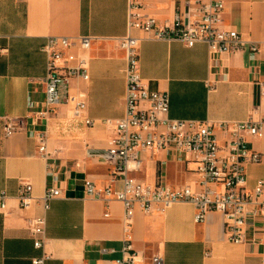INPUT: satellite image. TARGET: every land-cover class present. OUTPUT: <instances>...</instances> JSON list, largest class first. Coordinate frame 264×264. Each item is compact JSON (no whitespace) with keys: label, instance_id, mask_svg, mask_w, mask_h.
Returning a JSON list of instances; mask_svg holds the SVG:
<instances>
[{"label":"crops","instance_id":"obj_1","mask_svg":"<svg viewBox=\"0 0 264 264\" xmlns=\"http://www.w3.org/2000/svg\"><path fill=\"white\" fill-rule=\"evenodd\" d=\"M127 0H0V191L8 197L0 212V264H31L46 253L44 264H110L120 255L123 209L110 201L104 217L102 201L83 193L82 180L98 186H119L109 177L110 166L96 153L105 149L112 135L105 119L124 113L125 65L116 39L126 33ZM182 0H146L142 12L159 21L169 20ZM223 27L255 42L259 51L247 48L222 55L210 68L207 46L181 41L139 37V72L150 89L166 91L168 115L176 119L237 121L264 113V95L257 79H264V0H225ZM92 38L88 51L72 50L86 57L87 78H72L59 87L83 99L85 107L73 117L71 105L60 103L45 121L32 122L27 98L42 99L47 36ZM20 120L21 128L5 136L4 119ZM84 118L92 121L86 124ZM45 129L46 152L29 134ZM249 145L264 151V141L247 137ZM141 166L130 174L146 183L158 180L172 186L188 184L199 189L193 163L170 159L165 152L137 151ZM162 162V164H161ZM245 188L264 181V162L245 167ZM29 182L32 195L46 186L60 188L44 210L38 201L19 206L15 197L21 182ZM194 206L177 201L148 214L136 209L129 229L132 246L144 258L162 255L164 264H264V208L246 227L247 241L234 243L223 235L221 215L209 211L201 222L193 219ZM44 215L42 248H35L27 218ZM250 222L251 217L249 215ZM259 236L262 244L249 241Z\"/></svg>","mask_w":264,"mask_h":264},{"label":"built area","instance_id":"obj_2","mask_svg":"<svg viewBox=\"0 0 264 264\" xmlns=\"http://www.w3.org/2000/svg\"><path fill=\"white\" fill-rule=\"evenodd\" d=\"M145 1H126V33L116 39L126 61L124 113L121 117L104 120L111 126L112 135L107 147L96 153L110 166L109 177L118 180L119 186H98L89 178L82 180L83 193L103 202L104 217L109 215L107 207L110 201H118L122 206L120 255L110 264H164L161 254L154 253L144 258L133 248L129 229L136 209L148 214L153 210L162 211L177 201L190 202L195 209L194 221L201 222L209 211H215L221 215L224 237L230 242L242 243L248 240L245 233L248 223L260 216L264 208V181H257L252 189L245 188L246 165L264 162V151L255 150L247 140V137H253L264 141V113L258 118L249 115L231 122L169 117L168 93L150 89L140 75L139 37L133 36L130 31L137 29L154 39H176L186 47L204 43L212 69L218 66L222 55L244 48L257 52L259 46L240 33L223 27L225 0H182L172 17L165 21L143 13ZM91 40L90 36L46 37L41 46L46 59L45 75L40 80L43 96L37 100L29 95L26 104L32 122H45L60 103L71 105L73 117L81 116L85 103L80 95L67 90L60 98L59 87H67L72 78H87L86 57L72 48L88 51ZM255 82L259 95L263 96L264 79ZM83 120L86 124L92 123L88 118ZM20 123L19 119L6 117L2 125L4 135L21 128ZM28 132L38 141V150L45 156V129L32 128ZM143 150L165 152L170 159L193 163L191 170L198 177L199 189L193 191L188 184L172 187L160 180L150 184L131 175L130 171H136L141 166L142 159L137 151ZM60 192L59 187L48 185L41 195L35 197L31 184L24 181L15 197L22 208L38 201L46 210ZM7 197L4 191H0L2 213ZM26 221L33 246L42 248L44 215L31 216ZM249 241L262 244L261 238L256 235L251 236ZM47 258L48 255L42 253L30 261L31 264H44Z\"/></svg>","mask_w":264,"mask_h":264}]
</instances>
